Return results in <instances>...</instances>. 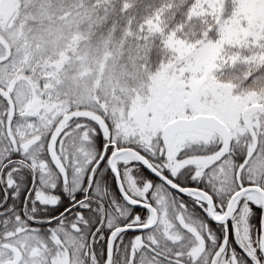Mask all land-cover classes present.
Listing matches in <instances>:
<instances>
[{
  "label": "snow or ice",
  "instance_id": "obj_1",
  "mask_svg": "<svg viewBox=\"0 0 264 264\" xmlns=\"http://www.w3.org/2000/svg\"><path fill=\"white\" fill-rule=\"evenodd\" d=\"M0 264H264V0H0Z\"/></svg>",
  "mask_w": 264,
  "mask_h": 264
}]
</instances>
